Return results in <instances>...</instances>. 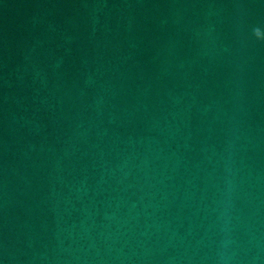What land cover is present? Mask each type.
I'll use <instances>...</instances> for the list:
<instances>
[{"label": "water", "instance_id": "water-1", "mask_svg": "<svg viewBox=\"0 0 264 264\" xmlns=\"http://www.w3.org/2000/svg\"><path fill=\"white\" fill-rule=\"evenodd\" d=\"M264 0H0V264H264Z\"/></svg>", "mask_w": 264, "mask_h": 264}, {"label": "clouds", "instance_id": "clouds-1", "mask_svg": "<svg viewBox=\"0 0 264 264\" xmlns=\"http://www.w3.org/2000/svg\"><path fill=\"white\" fill-rule=\"evenodd\" d=\"M259 32H264V31H261L260 29H256V33L255 34L257 35Z\"/></svg>", "mask_w": 264, "mask_h": 264}]
</instances>
